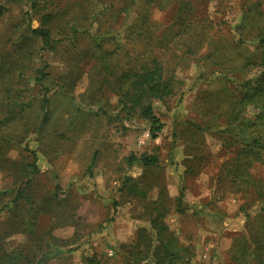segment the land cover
<instances>
[{
    "label": "rangeland",
    "instance_id": "rangeland-1",
    "mask_svg": "<svg viewBox=\"0 0 264 264\" xmlns=\"http://www.w3.org/2000/svg\"><path fill=\"white\" fill-rule=\"evenodd\" d=\"M1 3L0 264H155L158 215L174 264H264V160L239 145L264 139V87L243 101L264 69V0ZM27 13L65 40L44 50ZM155 63L172 94L136 104L126 74ZM127 176L146 197L120 191Z\"/></svg>",
    "mask_w": 264,
    "mask_h": 264
},
{
    "label": "trees",
    "instance_id": "trees-1",
    "mask_svg": "<svg viewBox=\"0 0 264 264\" xmlns=\"http://www.w3.org/2000/svg\"><path fill=\"white\" fill-rule=\"evenodd\" d=\"M36 5V2L34 3ZM5 6L1 3L0 0V16L3 15L5 12ZM25 23L27 24L28 29L31 31V33L35 36H38L41 41H42V47L44 50L50 51L54 49V47L65 38L62 39H57L53 35V31L50 27L48 26H34L32 23V18L30 17V14L27 13L26 16V21ZM261 42L264 46V39H261ZM261 65L264 68V61L261 63ZM48 67V64L44 62V66L42 68H39L37 73V81L38 83H42L48 76L49 73L46 72V69ZM125 79L129 82H131L132 86L135 89V94L133 95V101L136 104L141 103L142 101L144 102L145 100L148 101V97H156L163 99L169 95L172 94V88L170 87L169 83L165 81L164 79V74H163V68L161 67L160 64L155 63L154 66L150 69H147L146 71H137V72H129L126 74ZM259 82L257 83V87H255L253 90L247 89L248 91H245L244 94V100H255L257 96L260 95L262 92V87H264V69L260 74ZM49 104V99L47 95L44 96L43 98V112H44V117H43V123H45L48 119V110L47 106ZM144 104V103H143ZM142 104V110H141V115L151 123L150 127V134L152 138L156 139L163 129V123L161 122L160 118L155 114V110L151 103ZM250 137H244L242 138V141L240 142V147H241V152H242V157L246 160H250L251 158L256 159V160H261L263 161V155L259 151H257L258 147H261L263 145L264 139L261 138L259 134H255L252 130L250 133ZM249 141H252V143H248ZM33 155H35V152H32ZM132 162L138 161L142 163L146 167H151V166H157L159 163V157L156 154H150V155H142L140 157L133 156L131 158ZM34 166H35V161H34ZM242 169V165L239 166L238 171ZM241 175V174H240ZM239 175V177H240ZM241 178V177H240ZM120 191L128 192L130 194L139 196V197H146L147 193L140 188L134 181L133 178L127 176L124 179L123 186L121 187ZM24 195V194H23ZM182 201H183V194H181L180 200L178 207L181 212L184 211L182 208ZM153 222L158 225L159 227V232L158 236L160 239V244L155 248L157 252H155V255H157V263L155 264H174L175 259H181V256H179V252H172L171 250L168 249V247H171V241L173 240L170 236V230L167 225L161 221L160 215L156 216L153 219ZM163 223V224H162ZM175 239V238H174ZM167 240V241H166ZM147 250L146 254L139 257L140 260H146L143 257L148 256L150 253V249L153 247V243L150 242L147 244ZM143 253L140 251V254ZM150 260V259H149ZM148 260V261H149ZM173 260V261H172ZM95 261V260H91ZM100 264V262L98 263ZM188 264H190L188 262Z\"/></svg>",
    "mask_w": 264,
    "mask_h": 264
}]
</instances>
